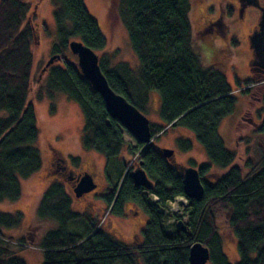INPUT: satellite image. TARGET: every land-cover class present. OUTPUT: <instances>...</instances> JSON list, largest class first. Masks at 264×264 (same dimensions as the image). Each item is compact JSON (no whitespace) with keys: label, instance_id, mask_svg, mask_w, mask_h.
Masks as SVG:
<instances>
[{"label":"trees","instance_id":"trees-1","mask_svg":"<svg viewBox=\"0 0 264 264\" xmlns=\"http://www.w3.org/2000/svg\"><path fill=\"white\" fill-rule=\"evenodd\" d=\"M49 2L56 31L50 58L55 60L44 73L45 84L37 99L52 100L53 94L60 92L79 107L83 118L81 147L105 160V186L98 198L108 216L123 218L125 206L131 204L147 221L139 233L140 243L128 246L104 232L98 220H92L95 212H73L64 186L72 187L71 179L57 165L73 172L80 168V159L70 156L68 163L52 152L46 174L60 181L51 183L40 196L35 211L38 225L17 240L11 232L21 226L23 215L0 212V264H25L15 252L37 241L42 264H189V248L194 243L208 249L207 264H230L222 251L214 210L227 215V228L236 240V264H264V155L256 163H244L245 175L232 166L235 155L226 150L218 130L232 115L236 100L225 75L215 67L203 66L194 51L190 0H117L119 22L138 60L136 70L127 63L113 64L114 54L99 56L107 41L83 0ZM228 10L231 15L232 9ZM29 14L30 6L22 0H0V112L6 113L0 118V204L19 200L20 181L42 168L40 153L34 147L39 132L28 101L34 66L31 46L35 44ZM71 41L81 42L98 56L111 90L142 115L147 112L151 92L159 95V124L150 123L151 137L178 128L194 135L209 162L197 167L189 161L187 166L198 171L203 186L200 200L184 196L181 174L156 144L159 136L147 146L134 139L133 146L126 143L124 130L107 114L101 97L80 74L76 58L68 54ZM250 71L251 79L243 84L264 87V79L251 67ZM236 84L240 82L236 80ZM241 93L248 96L249 88ZM50 112H55L53 104ZM255 132L264 135V121ZM177 145L182 152L192 148L188 140L178 139ZM126 149L128 155H137V161L134 169L124 174L121 155ZM138 166L151 182L150 190L134 186L130 173ZM212 167L228 170L210 184L205 177ZM176 198L187 201L185 231L178 230L180 220L176 218L168 234L165 210ZM46 223L54 225L39 235L40 226Z\"/></svg>","mask_w":264,"mask_h":264},{"label":"rangeland","instance_id":"rangeland-1","mask_svg":"<svg viewBox=\"0 0 264 264\" xmlns=\"http://www.w3.org/2000/svg\"><path fill=\"white\" fill-rule=\"evenodd\" d=\"M22 1L30 6L28 21L35 30V44L31 46L34 66L28 101L32 104L39 132L34 147L40 153L42 168L29 179L20 181L19 200L1 203L0 212H18L23 215L21 226L13 230L11 235L17 240L25 238L27 229L38 225L35 211L39 198L45 191V189L41 191L42 186L46 183L50 185L60 181L58 177L46 174L51 163L52 152L68 163L70 156L78 157L81 165L79 169L72 172L73 175L88 173L92 176L96 189L81 198H76L72 194V211L87 214L90 210L97 208L92 220H98L104 232L128 246L137 245L140 243L139 233L147 218L141 210L131 204L125 206L123 218L108 216L105 204L98 198L105 186V160L101 155L85 152L81 147L83 118L79 107L60 92L54 93L52 100L46 97L42 100L37 99L39 89L45 84V75L41 74V70L50 58L51 44L56 36L52 17L53 8L49 0ZM116 2L117 0H83L88 15L96 22L107 41L106 50L99 56L114 54L113 64L127 63L133 70H136L139 66L138 60L119 22ZM190 5L195 53L200 56L203 66H212L220 70L233 90V97L236 100L234 111L221 122L218 134L226 150L235 155L232 166L238 167L245 175L248 170L244 168V163L248 160L256 163L264 155V135L255 132L259 124L264 121V103L262 102L264 87L260 84L249 86L243 84L252 77L249 67L252 57L249 37L260 21V12L249 6L241 13L240 8L232 0H190ZM227 7L232 8V15L228 14ZM210 22L214 23L210 24ZM68 54L72 56L69 51ZM71 58L73 59V56ZM236 80L240 82V85L236 84ZM247 88H249V95L244 96L241 91ZM51 104L55 107L54 113L50 112ZM158 109L159 95L151 92L147 112L144 115L149 123L159 124ZM5 116V112H0V118ZM123 136L128 145H134L133 138L126 131L123 132ZM158 136L156 135V138ZM157 139L156 144L159 147L174 152V160L180 166L187 167L189 161H193L197 167L209 164L204 149L196 142L194 135L185 129H168ZM178 139L190 141L191 150L182 152L177 145ZM127 151L126 149V152L121 155V158L125 159L124 174H127L129 170L128 165L132 163L130 166L134 169L137 161V155L130 156ZM43 168H46V172ZM227 170L212 167L210 175L205 179L212 184L217 176H223ZM186 209L187 201L184 198H176L175 201L169 203L165 210V214L169 217L164 222L168 234L173 231L172 225L176 218L183 223L186 222L184 216ZM213 213L222 241V251L230 264H236L238 262L236 240L227 228V215L217 210ZM53 225L52 223L42 224L39 235L52 228ZM79 227L86 229L81 225ZM15 257L25 264H42L43 261V253L38 248V241L33 244L27 243L25 250L15 252ZM138 263L141 264L140 261Z\"/></svg>","mask_w":264,"mask_h":264},{"label":"water","instance_id":"water-1","mask_svg":"<svg viewBox=\"0 0 264 264\" xmlns=\"http://www.w3.org/2000/svg\"><path fill=\"white\" fill-rule=\"evenodd\" d=\"M251 6L257 8L261 15L257 25L258 31L253 32L249 37L250 49L253 51L255 58L264 65V6L260 7L255 3H251ZM67 48L70 54L76 58V65L82 77L88 82L91 89L101 97L107 114L116 120L120 127L138 143L145 146L151 144L153 138L151 137L148 119L122 96L117 95L111 90L99 68L98 56L81 42L71 41L68 43ZM54 60L55 58L53 57L49 58L41 70V74L45 73ZM160 153L181 174L184 196L189 200H200L203 196V186L200 182L197 169L177 164L172 150L160 148ZM130 178L136 187H142L146 190L152 188L151 182L140 166L130 173ZM95 189L96 185L93 178L88 173L76 176L74 185L72 186V192L76 198H81ZM176 227L180 231H185L182 221H178ZM208 261L209 252L207 248L199 243H194L190 246L188 253L189 264H207Z\"/></svg>","mask_w":264,"mask_h":264},{"label":"flooded vegetation","instance_id":"flooded-vegetation-1","mask_svg":"<svg viewBox=\"0 0 264 264\" xmlns=\"http://www.w3.org/2000/svg\"><path fill=\"white\" fill-rule=\"evenodd\" d=\"M232 2H235L236 4H237V7L238 8H240V11H241V13H243V11L247 8V7H249V6H251V3H255V4H258L260 7H263L264 6V0H232ZM251 7H253V6H251ZM229 8H231V7H227V10L229 9ZM255 8V7H254ZM232 9V8H231ZM257 9V8H256ZM258 10V9H257ZM259 11V10H258ZM260 12V11H259ZM227 13V12H226ZM228 13H229V10H228ZM233 13V12H232ZM232 13H231V15H232ZM221 14V13H220ZM260 15H261V13H260ZM220 18H221V15H220ZM217 19H219V18H217ZM216 19V20H217ZM215 20V21H216ZM214 22H210V24H213ZM258 25V24H257ZM257 25L255 26V28L252 30V32L250 33V36H251V34L253 33V32H255V31H258V27H257ZM214 28V27H213ZM213 28L211 29V31L213 30ZM251 53H252V57H251V60H250V63H249V66L251 67V69H252V71L254 72V73H256V74H258L260 77H262V78H264V69H263V64H261V62L257 59V58H255V56H254V53H253V51L251 50ZM58 166V169L59 170H61V171H64L65 172V174H67L69 177H70V179H71V182H72V186L74 185V180H75V178H76V176L77 175H73V173L71 172V171H67L66 172V168H64V166L63 165H60V164H58L57 165Z\"/></svg>","mask_w":264,"mask_h":264},{"label":"crops","instance_id":"crops-1","mask_svg":"<svg viewBox=\"0 0 264 264\" xmlns=\"http://www.w3.org/2000/svg\"><path fill=\"white\" fill-rule=\"evenodd\" d=\"M127 158V157H126ZM46 170V168H43V171H45ZM40 172V171H39ZM46 172V171H45ZM50 182V181H49ZM49 184L48 183H46V184H44L43 186H42V189H41V191L42 190H46V188H47V186H48ZM65 186V190H66V192H67V194L71 197V195H72V189H71V187L69 186V185H67V184H65L64 185ZM97 210V208H95L94 210H93V212H95Z\"/></svg>","mask_w":264,"mask_h":264},{"label":"built area","instance_id":"built-area-1","mask_svg":"<svg viewBox=\"0 0 264 264\" xmlns=\"http://www.w3.org/2000/svg\"><path fill=\"white\" fill-rule=\"evenodd\" d=\"M131 164H132V163H130V164L128 165L129 168L131 167V166H130ZM0 240H1V238H0Z\"/></svg>","mask_w":264,"mask_h":264}]
</instances>
